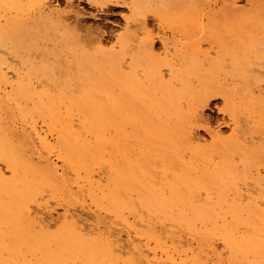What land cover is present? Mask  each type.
<instances>
[{
    "label": "bare ground",
    "instance_id": "bare-ground-1",
    "mask_svg": "<svg viewBox=\"0 0 264 264\" xmlns=\"http://www.w3.org/2000/svg\"><path fill=\"white\" fill-rule=\"evenodd\" d=\"M52 1L0 0V264H264L263 20L231 0V43L198 0H152L164 29L190 28L156 37L160 57L151 32L83 36Z\"/></svg>",
    "mask_w": 264,
    "mask_h": 264
},
{
    "label": "rangeland",
    "instance_id": "rangeland-1",
    "mask_svg": "<svg viewBox=\"0 0 264 264\" xmlns=\"http://www.w3.org/2000/svg\"><path fill=\"white\" fill-rule=\"evenodd\" d=\"M116 1H118L120 4H118L117 7H115L113 5L108 6V9L104 13L98 12V10L89 6V4L87 2L78 1V0H54V1H52L53 3L51 2V4H53L52 5L53 7L55 5V8H59V10H62L63 12H65L66 9L69 11V9L73 7L72 10H74V13L73 12L70 13L71 14L70 16H72V19L70 20L71 24H74L73 22L76 21V18H75L76 13L75 12L80 11L79 12L80 16H78L77 22H78V25L80 27V29H79L80 33L83 36L86 35L87 31L90 30L92 35H95V34L100 35L101 34L107 40L112 42L113 40H115V38L117 36H120V35L125 34L127 32H128L127 34L135 35L136 37H143L144 35H146V33L151 32L153 34V37L155 38V41H156L155 52L160 57H164V54L162 53L163 52L162 51V45L156 39V37L162 36L164 38H168L169 41L176 42L177 44H184L185 40L187 39L188 35L186 32H188V30L190 28H187V29L183 28V29H179V30L174 29L173 30L172 28L164 26L165 27V29H164L163 26L161 25V23H159V21H157L155 16L159 15L160 11H161L160 5L158 3L153 2L152 0H148L150 3V6H148L147 9H143L141 11V13H140L141 17L139 18V21H141V23H145V25H137V23H139V22L136 23L134 21L131 22V24L127 25L126 18L130 17L129 4H130L131 0H116ZM161 1H166V6H168V7L170 6L169 8L173 12H175L177 14L182 12V11H180V9H179L180 5H178L177 2L174 3L175 5L173 4L171 6V4L173 2L172 0H161ZM250 1L251 2L247 3L246 0H243V1L239 0L237 2L238 3L237 5H239V4L241 5V6L239 5L240 6L239 10L241 11V9H242L243 11H245V14H247V17H253V16L255 17L256 16V18L262 19L263 24H264V0H250ZM198 2L201 5L200 8H203L204 10H206L205 16L203 17L204 22H207V19L205 18V17H207V14H215V12L218 11V13H216L217 15L215 14L216 17L214 18L213 24L209 25L210 28L213 25H215L216 30H214V31L216 33L214 32V34L218 35V37H220V38L223 36H226L225 40L233 39L231 41V43H236L237 42L236 37L229 38V34L227 35L224 28H223L225 23H227V24L231 23V20L227 22L226 17L229 18V16L231 15L232 12L227 10V8L225 7L226 4L231 2V0H201V1L198 0ZM68 3H70L71 7H70V5H68ZM20 4H23V3H20ZM246 5H247V7H246ZM252 5L254 6V8ZM10 6H13V4H10ZM67 6H69V8H67ZM220 8H221V11L219 10ZM249 8H251V10ZM177 9H179V10L177 11ZM222 10H223V12H222ZM248 10H249V12H248ZM240 11H238V12H240ZM243 11H241V12H243ZM0 12H2L1 9H0ZM222 13H226V14H222ZM255 13H257V14H255ZM234 14L236 15L238 13L235 12ZM234 14H232V15L235 16ZM250 14H252V15H250ZM219 16H223L226 19H223L222 17H220L221 18L220 19ZM230 18H232V17H230ZM221 24H223V25H221ZM263 24L257 30V33H260V34H258V36H261L262 32L264 31ZM220 25H221V27H220ZM220 29H222L221 33H220ZM218 30H219V32H218ZM201 35H203V34H201ZM211 36H212V32L211 33L209 31H207L206 33L204 32V36L202 37V39H200L199 47H200V50H202V51H207V50L211 51L212 56H215L217 53V50H220V45H219V43L215 42L216 40H213V39L211 40V38H212ZM206 37H211L210 41L212 42L213 48H211V46H210L211 43L209 41H207ZM222 107H223L222 100L212 101V104L207 109H205L203 111L204 112L203 114H204L205 118H207L208 120H211L213 122L212 129L215 128L216 130H220V132L224 136H226L229 134V131H230L229 125H228L230 123L228 121L227 116H225L220 111V109ZM198 136L201 137L200 141H202V142L205 140V138H206V140H209L206 133L202 130L197 131L196 137L199 138ZM245 186L246 185H244V184H243V186L240 184L239 190L241 191V189ZM253 187L254 186H248V188H253ZM246 189H247V187H246ZM246 189L245 188L242 189L243 192L245 190L244 193H246V191H247ZM53 204H55V203H53ZM262 207L264 208L263 205H262ZM56 208L58 209V207H55V209ZM57 209H56V212L52 213V217L50 216L51 219H49L50 217L47 214L44 215L46 218L49 217L48 219L52 222V224L56 223L58 220ZM60 210H62V209H60V208L58 209V215L62 212V211L60 212ZM78 212L80 214L83 213L82 215L84 218H86L88 215L86 211L84 213V211H82L80 208H78ZM55 217H56V219H55ZM88 218H89V220L92 219L90 216Z\"/></svg>",
    "mask_w": 264,
    "mask_h": 264
}]
</instances>
